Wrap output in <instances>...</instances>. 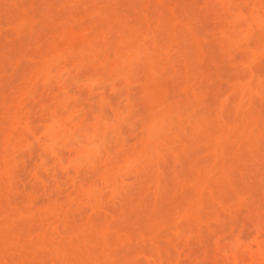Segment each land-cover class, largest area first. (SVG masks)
Segmentation results:
<instances>
[{"label":"rangeland","instance_id":"374dc122","mask_svg":"<svg viewBox=\"0 0 264 264\" xmlns=\"http://www.w3.org/2000/svg\"><path fill=\"white\" fill-rule=\"evenodd\" d=\"M0 264H264V0H0Z\"/></svg>","mask_w":264,"mask_h":264}]
</instances>
